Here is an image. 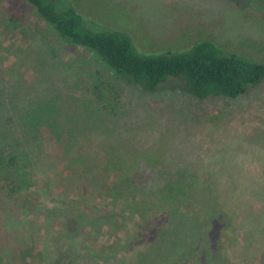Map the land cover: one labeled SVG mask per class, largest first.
<instances>
[{"label": "rangeland", "instance_id": "1", "mask_svg": "<svg viewBox=\"0 0 264 264\" xmlns=\"http://www.w3.org/2000/svg\"><path fill=\"white\" fill-rule=\"evenodd\" d=\"M56 1L142 54L209 39L264 63V0ZM263 181L264 80L234 99L174 79L147 92L60 42L25 0H0V264H264L263 235L223 241L238 206L262 210ZM175 199L200 217L223 206L201 229L177 217L171 234L189 240L165 257Z\"/></svg>", "mask_w": 264, "mask_h": 264}, {"label": "trees", "instance_id": "2", "mask_svg": "<svg viewBox=\"0 0 264 264\" xmlns=\"http://www.w3.org/2000/svg\"><path fill=\"white\" fill-rule=\"evenodd\" d=\"M25 1L51 27L60 42L94 52L117 77L127 83L138 85L147 92H154L161 84L174 79L178 80L188 93L199 99L209 97L234 99L246 94L252 87L264 80L263 62L237 52L227 53L214 40L196 41L189 50L184 51H168L154 55L142 54L135 48L129 34L119 30H95L87 24L82 15L73 7L60 8L57 6L56 0ZM9 161L14 164L13 158H10ZM262 184L264 186V181ZM256 190V192H261V188ZM262 190H264L263 187ZM180 191L187 201V191L181 188ZM183 195L182 200L184 201ZM182 206L183 203L177 199L170 206L169 217L172 218V221L169 227L165 225L163 228L161 233L163 238L158 255L169 256L174 252H179L180 255L183 254L181 248L186 244V240H189V237L179 235V237H176L175 232V237L171 234V229L175 228L174 220L177 217H183L180 225H188L190 221L185 220V218H188L192 219V224L194 223L197 229H201L199 226L202 216L209 215L211 217L215 212H220L223 205L218 206L214 202L206 206L205 213L201 217L199 216L200 210L195 206H191L188 211H185ZM248 207L251 208V205L238 206L232 220L228 215L226 225L229 231L230 229L232 231L227 234L223 241L233 242L230 245L231 247L238 240H243V243L239 245L246 248L247 245L244 240H252V235H263L264 237V206L261 207L262 210L258 211L256 216L250 212L251 209ZM137 208L139 209L140 206H137ZM238 219H240L239 222L243 223L242 232L244 235L241 234L239 239H236L237 231L234 223ZM255 219L262 224L259 225L261 230H256L255 226L252 229L247 227ZM189 233H193L191 227H189L188 233L182 232L180 234ZM246 233L250 235H246ZM173 241H175V244ZM177 242L179 243L177 244ZM153 257L154 255L149 258L152 260ZM177 258L178 255L175 257L174 263ZM209 261V264H215L211 263L210 259Z\"/></svg>", "mask_w": 264, "mask_h": 264}]
</instances>
